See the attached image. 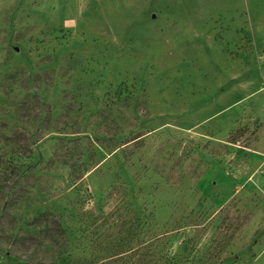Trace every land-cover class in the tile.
Instances as JSON below:
<instances>
[{
    "label": "rangeland",
    "instance_id": "rangeland-1",
    "mask_svg": "<svg viewBox=\"0 0 264 264\" xmlns=\"http://www.w3.org/2000/svg\"><path fill=\"white\" fill-rule=\"evenodd\" d=\"M0 264H264V0H0Z\"/></svg>",
    "mask_w": 264,
    "mask_h": 264
},
{
    "label": "trees",
    "instance_id": "trees-1",
    "mask_svg": "<svg viewBox=\"0 0 264 264\" xmlns=\"http://www.w3.org/2000/svg\"><path fill=\"white\" fill-rule=\"evenodd\" d=\"M135 234V233H134ZM112 259L111 258H108V260L107 261H111Z\"/></svg>",
    "mask_w": 264,
    "mask_h": 264
}]
</instances>
